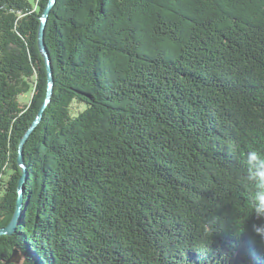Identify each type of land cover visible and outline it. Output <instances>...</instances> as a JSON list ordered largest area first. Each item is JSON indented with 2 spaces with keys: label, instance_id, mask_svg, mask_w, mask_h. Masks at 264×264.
<instances>
[{
  "label": "trees",
  "instance_id": "16d2710c",
  "mask_svg": "<svg viewBox=\"0 0 264 264\" xmlns=\"http://www.w3.org/2000/svg\"><path fill=\"white\" fill-rule=\"evenodd\" d=\"M48 3L0 0V264H264V0H56L23 167Z\"/></svg>",
  "mask_w": 264,
  "mask_h": 264
},
{
  "label": "water",
  "instance_id": "95a60500",
  "mask_svg": "<svg viewBox=\"0 0 264 264\" xmlns=\"http://www.w3.org/2000/svg\"><path fill=\"white\" fill-rule=\"evenodd\" d=\"M55 1L56 0H49L48 5L43 12L42 21H41L39 29H38L37 46H38V50H39L40 54L42 55L44 63H45L48 86H47L46 98H45V101H44L43 105L41 106V108L38 112V116L34 120V122L31 124V126L28 128L27 132L25 133V135L23 136V138L19 144L18 163L22 166H23L22 151H23L24 143L26 142L29 134L33 131V129L36 127V125L40 122L42 113H43L44 109L46 108V106L48 105V103L50 102V99H51L52 94H53V87H54L53 72H52L50 56H49L48 51L46 49V46L44 44V33H45V27L47 24V19H48L50 10L53 7ZM24 180L25 179L22 177L20 179V182H19V197L17 200V210H16L12 220L10 221V223L6 227L0 229V236L1 235H11L12 232L14 231V228L17 224L19 209H20L22 202H23L21 190L23 187Z\"/></svg>",
  "mask_w": 264,
  "mask_h": 264
},
{
  "label": "rangeland",
  "instance_id": "374dc122",
  "mask_svg": "<svg viewBox=\"0 0 264 264\" xmlns=\"http://www.w3.org/2000/svg\"><path fill=\"white\" fill-rule=\"evenodd\" d=\"M22 99H27V96L26 97H23Z\"/></svg>",
  "mask_w": 264,
  "mask_h": 264
}]
</instances>
